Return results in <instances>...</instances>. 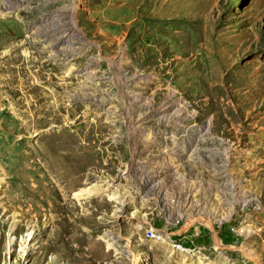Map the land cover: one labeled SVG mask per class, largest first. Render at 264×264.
I'll use <instances>...</instances> for the list:
<instances>
[{
	"label": "rangeland",
	"instance_id": "rangeland-1",
	"mask_svg": "<svg viewBox=\"0 0 264 264\" xmlns=\"http://www.w3.org/2000/svg\"><path fill=\"white\" fill-rule=\"evenodd\" d=\"M0 264H264V0H0Z\"/></svg>",
	"mask_w": 264,
	"mask_h": 264
},
{
	"label": "bare ground",
	"instance_id": "bare-ground-1",
	"mask_svg": "<svg viewBox=\"0 0 264 264\" xmlns=\"http://www.w3.org/2000/svg\"><path fill=\"white\" fill-rule=\"evenodd\" d=\"M85 193H90V190L89 189H81V190H79V191H77V192H75V196L76 197H80L82 194H85ZM112 198L111 199H113V200H115V199H117L116 198V196H113V195H110ZM126 197V196H125ZM127 197H130V198H132V196L130 195V194H128L127 193ZM119 201H123L122 199L121 200H119ZM131 202H133V200H131ZM111 238V237H110ZM109 239V238H108ZM107 245H108V247H111L112 246V242H108L107 243Z\"/></svg>",
	"mask_w": 264,
	"mask_h": 264
},
{
	"label": "built area",
	"instance_id": "built-area-1",
	"mask_svg": "<svg viewBox=\"0 0 264 264\" xmlns=\"http://www.w3.org/2000/svg\"><path fill=\"white\" fill-rule=\"evenodd\" d=\"M162 229V228H161ZM162 230H165V232L167 233V234H172L173 232L172 231H170V230H168L167 228H164V229H162Z\"/></svg>",
	"mask_w": 264,
	"mask_h": 264
}]
</instances>
